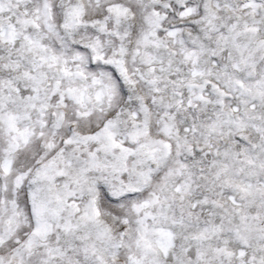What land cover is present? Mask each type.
<instances>
[{
  "label": "snow or ice",
  "instance_id": "snow-or-ice-1",
  "mask_svg": "<svg viewBox=\"0 0 264 264\" xmlns=\"http://www.w3.org/2000/svg\"><path fill=\"white\" fill-rule=\"evenodd\" d=\"M0 264H264V0H0Z\"/></svg>",
  "mask_w": 264,
  "mask_h": 264
}]
</instances>
